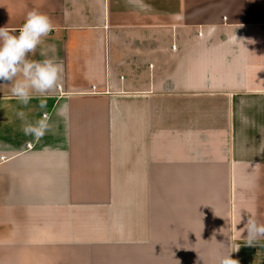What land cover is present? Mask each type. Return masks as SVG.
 Wrapping results in <instances>:
<instances>
[{
    "label": "crops",
    "instance_id": "obj_1",
    "mask_svg": "<svg viewBox=\"0 0 264 264\" xmlns=\"http://www.w3.org/2000/svg\"><path fill=\"white\" fill-rule=\"evenodd\" d=\"M32 10L63 80L43 110L0 81V264H219L237 247L264 264L244 231L264 224V0H0V27ZM20 110L54 133L25 136Z\"/></svg>",
    "mask_w": 264,
    "mask_h": 264
},
{
    "label": "clouds",
    "instance_id": "obj_2",
    "mask_svg": "<svg viewBox=\"0 0 264 264\" xmlns=\"http://www.w3.org/2000/svg\"><path fill=\"white\" fill-rule=\"evenodd\" d=\"M52 30L50 18L37 10L27 13L23 25L18 30L0 27V81L11 85L12 97L25 107L33 98L42 97L38 107L41 110L46 109L47 97L62 84L64 65L55 55V45L41 47L44 38ZM38 48L42 59H31ZM68 112L69 104L64 103L57 108L56 115L65 118ZM16 115L22 122L23 134L33 137L36 142L55 131L46 111L34 122L28 120L23 110L17 111ZM244 231L247 232V247H253L260 238H264V224L257 223L251 216L246 221ZM238 250L239 247L222 256L219 264H239L238 260L231 258V253Z\"/></svg>",
    "mask_w": 264,
    "mask_h": 264
}]
</instances>
